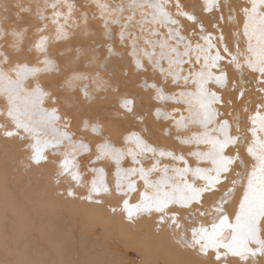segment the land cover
Here are the masks:
<instances>
[{
	"label": "bare ground",
	"instance_id": "6f19581e",
	"mask_svg": "<svg viewBox=\"0 0 264 264\" xmlns=\"http://www.w3.org/2000/svg\"><path fill=\"white\" fill-rule=\"evenodd\" d=\"M101 2L115 7L121 0ZM137 2L143 3V7L135 13V20H140L141 15L146 20H151L157 16L153 5L163 3V0ZM39 3L42 7L43 0H39ZM184 3L206 25H211L217 18L216 12L203 15L200 0H184ZM219 4L223 14L227 16L230 10L238 7V0H219ZM75 5L74 15L80 26L69 29L70 39L57 43L52 37L54 26L48 19L39 18L41 13L37 0H0V53H3L0 60L4 56L8 57V64L2 66V71L7 73L8 69L18 63L26 62L30 66L35 64L37 52L29 51V48L37 36L42 34L37 33V28L44 23L48 24L50 41L47 55L55 61L58 69L43 74L33 73L31 77L27 72L21 76L0 75V132L16 125L31 127L49 109L58 108L61 119H49L41 125L40 135L53 140L59 139L56 130L65 126L63 118L68 117L67 123L72 125L70 131L75 132L76 136L75 139L64 141L65 150L75 148L81 140L94 141L97 137L91 135V126L100 123L103 125V137L110 138L115 144L120 143L123 134L135 131L157 146L179 151L180 144L172 138L177 133L163 135V125L153 118L150 93L137 87L138 75L131 68L127 76L120 74V70L125 67L124 61L116 56L108 61L102 76L109 80L110 86L106 91H96L91 74L99 70V63L105 59L104 44L107 41L101 38L103 29L100 20L93 19L94 16H99L93 0H75ZM163 6L175 15V11L168 4ZM50 11L48 9L43 13L45 17L49 16ZM82 13L87 14L86 28L81 23ZM129 14L127 11L124 13L125 17ZM151 27L155 30L163 29L156 22ZM232 27L231 24H225V32L228 33ZM130 31L139 33V26ZM78 47L82 50L79 60L76 59ZM157 52L159 53V49ZM93 55L97 56L96 63L88 64ZM108 71L112 72L111 76ZM227 71L229 82L222 89H218L224 101L223 106L214 107L217 112L231 111L232 115L220 117L213 122L212 128L216 131L210 133L214 139L208 151L216 158V166L225 170L229 166L233 167V173L228 175L229 180L236 172L239 173L235 180L237 189L242 180H247L245 200L242 201L240 210L245 222L238 224L236 231L264 236V228L257 231L260 227L259 221L264 220V195H261L264 191V143L257 140L249 149L255 159L253 164L245 154L243 129L246 127V120L245 114L240 111L245 104L251 110L256 102L264 103V98L255 91H248L244 100L237 102L236 93L231 91V81L239 80V77L231 68ZM76 72L89 74V79L73 80L70 84L71 75ZM146 75L151 77L153 73L149 71ZM217 79L223 83L222 76ZM244 79L248 81L247 87L251 89L254 76L246 69ZM85 84L87 88L83 90L94 97L93 99L89 100L83 95L82 88ZM111 86H118L119 91L114 92ZM236 87L239 90L241 85L238 83ZM37 88H40L39 92ZM127 97L135 100L132 113L122 111L119 106L121 99ZM229 100L232 101L231 105ZM237 114L241 124V140L236 145L239 160H235L233 148H228L227 152L221 151L224 146L233 142L230 139L229 126L223 121H232L231 135L235 136ZM137 116L144 117L142 124L137 122ZM85 121L88 131L80 133L79 129ZM30 135L32 133L23 140L16 136L6 139L0 135V264H211L209 260L199 257L195 251L182 246L187 242V237L181 236V230L186 231L188 227L186 210H179L181 229L168 223L161 225L159 230L156 228L155 208H163L166 203H186L194 193H181L167 185L158 188L160 178L157 177L149 182L150 187L146 189L140 203L134 207L121 206V197L115 191L99 197L103 203H89L87 197L91 182L86 171V160L81 161L78 184L71 173L62 174L66 169L58 167L56 157L51 154L48 155L47 164L36 166L32 163L30 149L34 147L36 155L40 156L43 146L40 143L33 144L29 139ZM56 151L59 152L60 149ZM105 166L108 167L107 162ZM247 168H252L253 171L248 172ZM111 179L109 176L110 182ZM170 179L174 184L175 179ZM69 189L76 194L74 197L67 195ZM132 199L135 201L136 196L132 195ZM231 207L230 205L229 210ZM167 219L165 214V220ZM223 238H231V234L225 232Z\"/></svg>",
	"mask_w": 264,
	"mask_h": 264
},
{
	"label": "snow or ice",
	"instance_id": "6c2138e0",
	"mask_svg": "<svg viewBox=\"0 0 264 264\" xmlns=\"http://www.w3.org/2000/svg\"><path fill=\"white\" fill-rule=\"evenodd\" d=\"M200 3L204 16L217 13V18L211 25L198 19L184 0L155 3L153 7L157 10V16L151 20H146L144 15H141L140 20H135V13L143 7V3H138L137 0H121L115 7L101 0H93L99 11V16H94L93 19L100 20L103 29L101 38L107 41L104 44L105 59L99 63V70L91 74L96 91H106L110 86L109 80L102 76L108 61L113 56L124 61L125 67L120 70V74L127 76L131 68L138 75L137 87L150 93L153 118L163 125V135L177 133L172 138L180 144L179 151L157 146L135 131L123 134L120 143L115 144L110 138L103 137V125L100 123L91 126V135L97 137L94 141L81 140L75 148L65 150L64 141L75 139L76 136L75 132L70 131L72 125L67 123L68 117L63 118L65 126L56 130L59 139L53 140L40 135L41 125L49 119H61L58 108L49 109L31 127L16 125L0 132V135L6 139L16 136L23 140L32 133L29 136L32 143L43 146L40 156L36 155L34 147L30 149L32 163L36 166L47 164L48 155L51 154L56 157V165L66 169L62 174L71 173L77 184L80 180L81 161L86 160V171L91 182L87 197L89 203H103L99 197L115 191L121 197V206L134 207L150 187L149 182L157 177L160 178L158 188L167 185L181 193H194L186 203H166L163 208H155L157 230L165 223L181 229L178 214L180 209H184L188 212V227L186 231L181 230V236L187 237L183 247L195 251L211 264H264V236L236 231V226L245 222L240 210L242 201L245 200L247 180H242L237 189L235 180L239 173L236 172L229 180L228 175L233 173V167L229 166L225 170L216 166V158L208 151L214 139L210 133L216 131L212 128L213 122L220 117L232 115L231 111L217 112L214 107L223 106L224 101L218 89L229 82L228 68L239 77V80L231 81V91L236 93L237 102L244 100L248 91H255L264 98V0H238V7L230 10L227 16L221 11L219 0H200ZM163 4H168L175 15ZM37 5L41 13L39 18L48 19L54 26L52 37L57 43L70 39L69 29L80 26L74 15L75 0H43L42 7L37 0ZM48 9L51 11L45 17L43 13ZM126 11L130 14L125 17ZM82 16L81 23L86 28L87 14L82 13ZM154 22L160 23L166 31L153 29L151 25ZM225 24L233 25L228 33L224 30ZM137 26L139 33L130 31ZM47 28V23L37 28V33L42 34L37 36L29 48V51L37 52L34 65L18 63L4 73L2 66L8 64V57L4 56L0 60V75L21 76L27 72L31 77L33 73L58 70L55 61L47 55L50 42ZM76 51V59L79 60L82 50L78 47ZM96 61L97 56L93 55L88 64H95ZM245 69L254 76L251 89L244 79ZM149 71L153 73L151 77L146 75ZM108 75L111 76L112 72L108 71ZM221 76L223 83L217 79ZM88 79L89 74L76 72L71 75L69 83ZM238 83L241 85L239 90L236 87ZM111 87L114 92L119 91L118 86ZM86 88L87 84L82 88L83 95L89 100L93 99L83 90ZM36 90L39 92L40 88ZM228 103L231 105L232 101L229 100ZM119 106L122 111L132 113L135 100L131 97L122 98ZM240 111L245 114L246 120V127L243 129L245 154L255 164L249 149L257 140L264 143V103L256 102L251 110L245 104ZM136 120L142 124L144 117L137 116ZM239 121L237 114L235 136L231 135L232 121H223L229 126L233 142L224 146L221 151L227 152L228 148H233L235 160L240 159L239 151L236 150V145L241 140ZM85 131H88L87 121L79 129L80 133ZM106 162L108 167L105 166ZM246 171L251 172L253 169L247 168ZM109 176L112 177L111 182ZM170 178L175 179L174 184ZM67 195L74 197L76 194L69 189ZM132 195L136 196L135 201ZM261 195H264V191ZM165 214L168 216L167 220ZM259 225L258 232L260 228H264V220L259 221ZM225 232L230 233L231 238H223Z\"/></svg>",
	"mask_w": 264,
	"mask_h": 264
},
{
	"label": "rangeland",
	"instance_id": "374dc122",
	"mask_svg": "<svg viewBox=\"0 0 264 264\" xmlns=\"http://www.w3.org/2000/svg\"><path fill=\"white\" fill-rule=\"evenodd\" d=\"M104 105L106 104V102L103 100V102H102Z\"/></svg>",
	"mask_w": 264,
	"mask_h": 264
}]
</instances>
